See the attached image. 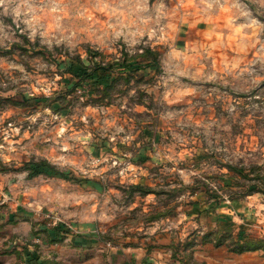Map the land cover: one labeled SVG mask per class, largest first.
<instances>
[{
	"label": "rangeland",
	"instance_id": "374dc122",
	"mask_svg": "<svg viewBox=\"0 0 264 264\" xmlns=\"http://www.w3.org/2000/svg\"><path fill=\"white\" fill-rule=\"evenodd\" d=\"M6 207L185 264L264 250V0H0Z\"/></svg>",
	"mask_w": 264,
	"mask_h": 264
},
{
	"label": "crops",
	"instance_id": "0c3cea01",
	"mask_svg": "<svg viewBox=\"0 0 264 264\" xmlns=\"http://www.w3.org/2000/svg\"><path fill=\"white\" fill-rule=\"evenodd\" d=\"M41 221L30 211L0 208V264H185L163 254V240L117 247L94 231L68 233L63 226L47 229ZM203 248L196 255L205 264H264L260 248L242 253L226 244Z\"/></svg>",
	"mask_w": 264,
	"mask_h": 264
},
{
	"label": "trees",
	"instance_id": "16d2710c",
	"mask_svg": "<svg viewBox=\"0 0 264 264\" xmlns=\"http://www.w3.org/2000/svg\"><path fill=\"white\" fill-rule=\"evenodd\" d=\"M46 167L48 169H52L51 165H49V164H45V163H35V169H34L32 175L40 174L42 172V170L44 168H46ZM42 224L46 225V223H43V222H42ZM57 229H61V226L57 227ZM43 230H46L47 231V229H43ZM48 234H49V232H48ZM258 247H259L258 245H253V244L246 245L244 248L239 247V248L235 249V252L242 253V252H247V251H254V250L258 249Z\"/></svg>",
	"mask_w": 264,
	"mask_h": 264
},
{
	"label": "built area",
	"instance_id": "2783aa9c",
	"mask_svg": "<svg viewBox=\"0 0 264 264\" xmlns=\"http://www.w3.org/2000/svg\"><path fill=\"white\" fill-rule=\"evenodd\" d=\"M59 227V223L56 221L51 222L50 224L47 225V229H53Z\"/></svg>",
	"mask_w": 264,
	"mask_h": 264
}]
</instances>
